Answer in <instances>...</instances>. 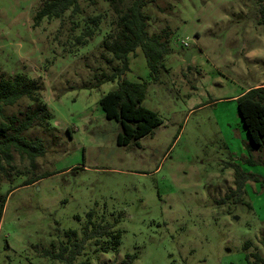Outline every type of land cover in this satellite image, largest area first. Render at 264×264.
Masks as SVG:
<instances>
[{
    "label": "rangeland",
    "instance_id": "374dc122",
    "mask_svg": "<svg viewBox=\"0 0 264 264\" xmlns=\"http://www.w3.org/2000/svg\"><path fill=\"white\" fill-rule=\"evenodd\" d=\"M42 2L0 0V73L39 80L53 113L48 131L28 132L43 139L46 154L36 171L14 179L0 226V264H65L52 254L68 243V230L81 237L90 211L93 221L114 223L121 243L99 252L88 241L77 263L133 256L132 264H249L253 253L264 264V146L253 152L254 164L247 161L250 139L236 100L264 84L261 1L151 0V31L173 30L164 58L169 71L153 80L139 47L124 77L148 81L143 105L162 123L128 145L117 143L121 126L100 103L118 85L99 83L112 70L97 50L102 34L70 50L63 43L71 10L34 26ZM80 3L85 14L106 8L101 0ZM235 163L258 178L248 179L240 195H232ZM43 173L50 175L22 185Z\"/></svg>",
    "mask_w": 264,
    "mask_h": 264
},
{
    "label": "trees",
    "instance_id": "16d2710c",
    "mask_svg": "<svg viewBox=\"0 0 264 264\" xmlns=\"http://www.w3.org/2000/svg\"><path fill=\"white\" fill-rule=\"evenodd\" d=\"M101 1L106 4L104 10L85 14L80 0H43L34 15V26L40 25L45 18H60L71 10V31L66 43H63L67 48L77 50L98 34H102L97 50L101 60L111 66L112 70L110 73L104 72L99 83L117 80L118 85L105 94L100 103L105 116L117 120L121 126L117 143L128 145L152 133L162 123L157 112L143 105L148 81H134L124 77L130 70L129 56L141 47L147 59L150 76L157 81L162 69L169 71L164 58L171 52L173 30L166 27L160 31H151L152 15L146 11L151 0ZM260 1L262 14L259 23L264 24V0ZM89 3L97 4V0H89ZM236 100L250 139L247 144V161L254 164L253 152L264 146V84L250 87L238 95ZM13 106H19L18 110L8 113L6 109ZM52 118L53 113L42 98L39 80L20 72L0 73V226L8 195L17 188L14 179L36 171L37 158L46 154L43 139L32 138L28 132L38 126L48 131L47 124ZM25 161H28V165L24 164ZM234 165L236 188L232 195H240L248 179L258 178L252 174L247 175L238 164ZM48 175L50 174H35L22 185L32 184ZM5 183L8 186L3 192L2 186ZM93 215L94 211H90V221L84 227L80 238L77 230L70 229L66 232L68 243H62L59 252L53 253L52 257L65 264H88L87 259L76 262L88 241L93 240L99 252L118 248L121 233L114 230V223L104 220L95 222L91 219ZM104 238L107 239L103 240ZM50 253L47 250V254ZM251 256L255 260H251ZM246 257L249 264L263 262L258 254H247ZM133 260V256H128L121 263L113 261L97 264H132Z\"/></svg>",
    "mask_w": 264,
    "mask_h": 264
},
{
    "label": "water",
    "instance_id": "95a60500",
    "mask_svg": "<svg viewBox=\"0 0 264 264\" xmlns=\"http://www.w3.org/2000/svg\"><path fill=\"white\" fill-rule=\"evenodd\" d=\"M190 58H191V55L188 54L187 57H186V60H187V61H190Z\"/></svg>",
    "mask_w": 264,
    "mask_h": 264
},
{
    "label": "built area",
    "instance_id": "2783aa9c",
    "mask_svg": "<svg viewBox=\"0 0 264 264\" xmlns=\"http://www.w3.org/2000/svg\"><path fill=\"white\" fill-rule=\"evenodd\" d=\"M184 45H187V42H184Z\"/></svg>",
    "mask_w": 264,
    "mask_h": 264
}]
</instances>
